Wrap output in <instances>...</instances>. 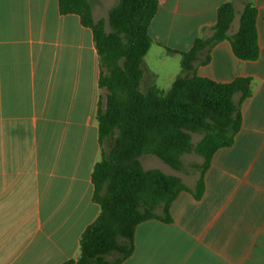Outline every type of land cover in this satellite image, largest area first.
<instances>
[{"label": "crops", "instance_id": "crops-1", "mask_svg": "<svg viewBox=\"0 0 264 264\" xmlns=\"http://www.w3.org/2000/svg\"><path fill=\"white\" fill-rule=\"evenodd\" d=\"M224 1L158 0L151 47L188 53L196 38L212 35ZM248 1L257 10L258 59L239 60L222 41L203 50L190 71L222 84L252 80L234 142L215 152L200 199L192 193L199 171L186 180L159 160L166 166L159 170L190 182V191L173 202L171 222L136 227L133 252L120 264H264V0ZM233 4L229 35L243 9ZM91 8L100 20L101 3ZM145 57L141 92L169 90L181 69H149ZM99 77L92 31L77 15L60 14L58 0H0V264L78 257L80 237L100 212L91 181L101 157Z\"/></svg>", "mask_w": 264, "mask_h": 264}, {"label": "trees", "instance_id": "trees-1", "mask_svg": "<svg viewBox=\"0 0 264 264\" xmlns=\"http://www.w3.org/2000/svg\"><path fill=\"white\" fill-rule=\"evenodd\" d=\"M58 7L60 14L77 15L92 31L103 92L96 112L101 157L91 175L92 199L100 212L80 237L78 257L63 264H120L133 252L136 227L151 219L171 222L173 202L190 191L177 176L144 169L140 158L154 157L181 172L185 155L200 157L203 163L192 166L199 171L192 193L200 199L215 152L233 144L242 123L240 106L252 94V80L236 78L222 84L190 71L203 50L222 41L230 43L237 59L256 61L257 10L246 0L238 29L229 35L235 9L233 0H225L217 9L212 35L196 38L188 53H178L181 72L170 89L152 86L143 93L141 65L152 45L148 28L158 0H118L107 22L94 21L90 0H58ZM194 134L201 135L196 144Z\"/></svg>", "mask_w": 264, "mask_h": 264}, {"label": "rangeland", "instance_id": "rangeland-1", "mask_svg": "<svg viewBox=\"0 0 264 264\" xmlns=\"http://www.w3.org/2000/svg\"><path fill=\"white\" fill-rule=\"evenodd\" d=\"M236 4L242 9L243 4L245 0H235ZM97 3H101L102 5V10L98 11V19H103L105 22H107V16L109 11L117 6L118 0H93L90 5H94ZM91 5V6H92ZM106 29L108 30V26L106 25ZM144 64L149 68V69H157V70H163L164 73H173V72H179L181 69V57L176 55V54H169L165 50L157 47V46H152L146 55L144 59ZM162 88L164 85H162ZM168 88V87H167ZM201 139V135L194 134L192 136V142L193 144H196L199 140ZM184 164H185V169L180 172H175L174 170L170 169L167 167L169 170L168 172H172L170 174H179L183 176L184 179L188 180L191 178V173L194 165H198L200 163L201 158L196 156L195 154H188L183 157ZM141 164L144 167V169L149 170V169H161L162 163L153 157L145 156L143 155L140 158ZM166 167L165 165H163ZM191 172V173H190ZM188 173V174H186ZM186 174V175H185ZM187 186H191L192 184L188 181H184Z\"/></svg>", "mask_w": 264, "mask_h": 264}]
</instances>
